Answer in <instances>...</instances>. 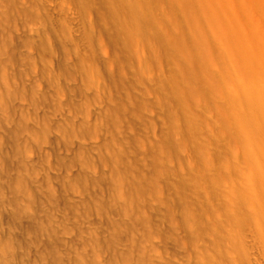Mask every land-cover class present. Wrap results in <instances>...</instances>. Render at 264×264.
I'll return each instance as SVG.
<instances>
[{
  "label": "rangeland",
  "instance_id": "1",
  "mask_svg": "<svg viewBox=\"0 0 264 264\" xmlns=\"http://www.w3.org/2000/svg\"><path fill=\"white\" fill-rule=\"evenodd\" d=\"M256 47L264 0H0V264H206Z\"/></svg>",
  "mask_w": 264,
  "mask_h": 264
},
{
  "label": "bare ground",
  "instance_id": "2",
  "mask_svg": "<svg viewBox=\"0 0 264 264\" xmlns=\"http://www.w3.org/2000/svg\"><path fill=\"white\" fill-rule=\"evenodd\" d=\"M260 51L264 47L244 53L253 77L245 92L252 96V111L264 114V69L252 57ZM244 153L238 180L224 182L227 219L210 237L206 264H264V155L254 153L249 143Z\"/></svg>",
  "mask_w": 264,
  "mask_h": 264
}]
</instances>
